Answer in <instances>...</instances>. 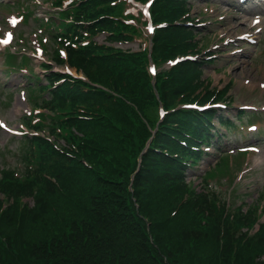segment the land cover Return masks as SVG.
Returning a JSON list of instances; mask_svg holds the SVG:
<instances>
[{"label": "trees", "instance_id": "1", "mask_svg": "<svg viewBox=\"0 0 264 264\" xmlns=\"http://www.w3.org/2000/svg\"><path fill=\"white\" fill-rule=\"evenodd\" d=\"M175 1L158 0L156 20L171 23ZM92 2L94 19L118 9L100 7L103 0ZM101 19L92 30L99 26L113 38H127L121 20ZM189 32L174 24L160 28L155 55H174L188 45ZM69 58L107 90L81 91L77 83H69L73 94L68 111L73 115L67 125H77L80 134L72 135L75 157L58 151L59 158L48 168L55 181L37 176L2 187L12 201L0 207V264H264V225L254 235L242 230L256 222L254 210L225 217L215 193L187 184L178 159L164 154L177 132L173 124L177 121L178 129L190 124V111L168 114L130 187L156 123L151 115L159 104L156 91L167 108L177 96L189 98L198 85L200 64L183 61L159 73L154 87L145 52L88 45L71 50ZM77 103L84 104L82 117ZM44 149L42 164L55 150ZM22 195L34 196L35 204L22 207Z\"/></svg>", "mask_w": 264, "mask_h": 264}, {"label": "rangeland", "instance_id": "2", "mask_svg": "<svg viewBox=\"0 0 264 264\" xmlns=\"http://www.w3.org/2000/svg\"><path fill=\"white\" fill-rule=\"evenodd\" d=\"M206 3L198 1L197 5L193 7V16L195 17L192 21L196 24L204 22L200 14V9L205 7ZM213 9H208L212 15V20H217L215 23L208 21L206 24V32L202 35L203 41L205 42V52L211 53V59H214L210 63L213 65L209 66L205 70L204 77L210 76L211 86L220 87L221 91L224 92L226 96L223 101H220L223 105L225 104L229 108H233L231 113L233 115H242L240 120L237 121V128L239 129L241 125H248L253 120L259 118V120L264 121V114L257 115L251 111L262 110L264 111V33L263 40L261 44H258L259 51H253L254 46H249L247 42L249 41L244 37L245 32L251 30V17L247 18L245 14L234 8L224 7L219 5L212 6ZM60 18L62 19L59 24L52 23L51 21H41V26H43L49 33H57L63 31L67 28V23L64 21L66 14L60 13ZM208 17V16H207ZM216 17V19H214ZM203 18H206L204 15ZM211 18V17H210ZM9 23L3 22L0 25V31L8 29ZM106 36L102 35L99 37L100 41H104ZM18 38L26 39L22 34ZM38 41L43 45L46 52L49 51V42L44 37V35L37 36ZM125 49L132 48L138 50L140 47L139 43H118ZM14 46H7L0 53V71L6 73L9 77L17 72L27 73L33 83L40 81L41 77L35 71L33 60L28 55L20 56L19 54H14ZM262 51V52H261ZM204 52V53H205ZM12 90H17V86H11ZM45 87L40 84L36 87V92L39 95H43L45 92ZM19 92H26L22 89ZM17 92H13L7 89L6 84L0 82V120H6L10 117L15 121L17 117L18 110V95ZM17 95V96H16ZM36 97H33V101L26 102L31 104L35 109L37 107ZM21 108L18 112L26 111L27 106L20 104ZM17 122H12L10 125L12 127H18ZM231 137L234 138L236 135L235 128L231 129ZM10 132L5 130H0V147L4 149L6 145L7 153L4 154L2 161L7 164V168H12L18 173H24L25 162L20 159V147L25 141L22 140L15 141L16 139L10 137ZM258 135V132L250 133L247 132L244 138H254ZM10 137V139H9ZM10 144L9 147L7 146ZM232 152L237 153V150L233 149ZM239 154V153H237ZM219 153L210 154L209 160L202 159L199 161V168L188 174L189 179L194 180V184L199 186L201 184V177L197 178L195 175L203 174L204 171H208L206 175L210 179L211 184L218 186L219 190L224 191V194L228 196L231 190V182L238 176L240 180L241 187L235 190L234 195H232L231 206L234 210L237 209L238 205H243V200L248 203L252 202L259 197V193H262L264 198V145L259 148V150H254L249 156L240 162L233 161V164L228 166V170L225 173L219 175L221 167H215L218 162ZM206 156V154H205ZM227 156V155H225ZM226 159V158H225ZM235 159V158H234ZM219 178L217 179V176ZM231 177V180H227V186L224 187L226 176ZM227 176V177H228ZM236 179V181H238ZM1 197H3L0 194ZM227 196V197H228ZM229 198V197H228ZM27 201L31 202V200Z\"/></svg>", "mask_w": 264, "mask_h": 264}, {"label": "snow or ice", "instance_id": "3", "mask_svg": "<svg viewBox=\"0 0 264 264\" xmlns=\"http://www.w3.org/2000/svg\"><path fill=\"white\" fill-rule=\"evenodd\" d=\"M8 38H11V33L8 34ZM4 42H7V40H5Z\"/></svg>", "mask_w": 264, "mask_h": 264}]
</instances>
